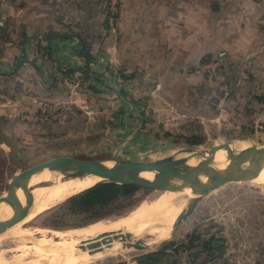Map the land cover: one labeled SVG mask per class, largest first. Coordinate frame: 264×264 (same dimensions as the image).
<instances>
[{
	"label": "rangeland",
	"instance_id": "obj_1",
	"mask_svg": "<svg viewBox=\"0 0 264 264\" xmlns=\"http://www.w3.org/2000/svg\"><path fill=\"white\" fill-rule=\"evenodd\" d=\"M119 9L117 3L116 15ZM155 47L148 46L151 48L149 56L155 55ZM119 49L122 52V43ZM160 54H157V59L161 57ZM151 61L153 63V59ZM210 61L219 62L221 70L202 72V62L199 72L188 77H178L177 72H165L167 67L161 68L164 72L153 74L152 80L156 84L149 86V89H153L152 99L148 100L143 110L147 117L146 128L151 133L159 134V138L152 136L131 144L133 154L126 155L122 135L109 128L110 144L118 149L115 153L84 148L77 153L78 157L111 159L119 151L117 154L120 156L115 158L155 162V159L171 158L179 153L188 154L187 150H204L224 143L238 142L244 147H263L264 72L252 71L253 67L248 68L245 61ZM57 79L54 88L40 84L37 72L32 75L21 72L15 78L0 79V102L9 104L0 109V118L19 119L16 127L8 131L16 140H13L14 150L7 154L14 156L5 163L0 162V198L6 195L12 179L21 171L60 155L53 151L52 141L44 135L48 133V128L45 130L41 124H62L77 109L82 110L83 115L95 117L98 114L99 120L105 113H115L120 106L118 103L121 99L108 91H85L82 81L74 82L62 79V76ZM156 86L158 89L154 92ZM81 94L83 97L80 98ZM35 116L41 120L26 118ZM217 116L220 120L214 125L213 118ZM191 123L199 124L201 133L197 128L188 127ZM58 131L55 129L53 132ZM165 133L173 137L195 133L202 136L204 142L191 146L183 139L179 144H174L175 138L168 140L164 138ZM18 149L21 150L17 152ZM164 191L140 189L130 200L87 214L71 213L65 206V200L40 214L29 225L56 232L59 231L56 229L64 231L100 220L119 218ZM194 237L198 240L194 241ZM163 241L158 247L143 251L121 248L123 252L98 264H135L139 258L149 254H165L156 264H264V188L246 182L230 183L212 191L202 199L194 213ZM211 241H220L221 245L217 249L204 250L205 244Z\"/></svg>",
	"mask_w": 264,
	"mask_h": 264
},
{
	"label": "crops",
	"instance_id": "obj_2",
	"mask_svg": "<svg viewBox=\"0 0 264 264\" xmlns=\"http://www.w3.org/2000/svg\"><path fill=\"white\" fill-rule=\"evenodd\" d=\"M116 2L120 9L113 18L105 0H0V79L37 72L40 84L49 88L61 76L57 72L62 66L70 62L83 65L78 53L81 44L94 53L92 71L104 76L109 84H116L121 70L137 76L128 88L131 95H138L121 99L115 113H105L97 120L98 114L83 115L76 108L62 124H41L45 130L48 128L44 135L52 141L53 151L60 154L57 156H78L84 148L115 153L118 149L110 144L109 128L122 135L126 155L133 154L131 144L152 136L159 138L146 128L143 109L152 99L153 89L149 86L156 84L153 74L164 72L163 67H167L165 72H177L183 78L199 72L202 62L218 59L245 61L252 71L264 72V0ZM148 46H156L154 56H149ZM159 53L161 59H157ZM96 87L94 92L108 91L99 84ZM8 105L0 102V109ZM213 119L217 125L220 117ZM55 129L59 131L53 132ZM91 135L101 136L100 140L80 141ZM0 148L5 153L12 151L6 144H0ZM118 152L114 158L120 156Z\"/></svg>",
	"mask_w": 264,
	"mask_h": 264
},
{
	"label": "bare ground",
	"instance_id": "obj_3",
	"mask_svg": "<svg viewBox=\"0 0 264 264\" xmlns=\"http://www.w3.org/2000/svg\"><path fill=\"white\" fill-rule=\"evenodd\" d=\"M232 148L241 151L250 147L236 142ZM175 156L184 158L191 155L179 153ZM228 158H231L229 152L219 151L214 156L216 166L225 167ZM168 159L159 158L155 159V162L166 163ZM197 161L198 159H194L190 164H196ZM144 176L152 178L149 173ZM100 180V177L88 175L63 181L58 174L48 171L35 176L31 182L33 188L30 195L27 198L19 195L24 210L12 224L0 230V264H98L123 252L121 248L124 244L144 241L146 248L158 247L160 242L172 234L173 224L189 200L196 197L188 190H166L152 199L143 201L119 218L117 216L115 219L101 220L82 228L56 232L30 227V222L40 214L78 195ZM250 182L264 188V170L257 179ZM43 183L45 185L40 186ZM11 213L8 206L0 205V220H5ZM105 233L110 234L108 237L113 239L112 242L102 243L103 239L99 236ZM121 233H130L135 240L130 243L121 238H114Z\"/></svg>",
	"mask_w": 264,
	"mask_h": 264
},
{
	"label": "water",
	"instance_id": "obj_4",
	"mask_svg": "<svg viewBox=\"0 0 264 264\" xmlns=\"http://www.w3.org/2000/svg\"><path fill=\"white\" fill-rule=\"evenodd\" d=\"M233 144L224 143L204 150H187L191 155L190 157L177 158V156H173L166 163L124 158L53 157L50 160L24 169L12 179L6 195L0 198V205L5 204L11 209L12 213L5 220H0V230L12 224L24 210L19 195L22 194L25 198L30 195L33 188L32 179L48 171L58 174L63 181L88 175H94L102 179L89 188L104 183H114L135 186L140 189L188 190L194 193L196 197L189 200L186 208L182 210L173 224V234L194 213L198 204L209 193L230 183L253 181L261 175L264 170V146H253L245 150L236 151L232 148ZM221 150L231 154V158L227 159L228 163L223 168L217 167L214 161V156ZM205 155L206 157L204 158L203 156ZM194 159H198L197 163L190 164ZM148 173L152 175V178L144 176ZM44 185V183L40 184V186ZM108 235L110 234L105 233L99 236V238L103 239V244L113 241ZM114 238H121L123 241H129L130 243L135 240L130 233H121L119 236H114ZM213 244L215 247H219L221 242L215 241ZM131 248L143 251L146 249V244L144 241H135V244H124L123 246V249Z\"/></svg>",
	"mask_w": 264,
	"mask_h": 264
},
{
	"label": "trees",
	"instance_id": "obj_5",
	"mask_svg": "<svg viewBox=\"0 0 264 264\" xmlns=\"http://www.w3.org/2000/svg\"><path fill=\"white\" fill-rule=\"evenodd\" d=\"M105 3L108 5L109 16L116 18L117 15H112L110 10L109 0H105ZM79 55L83 59L82 66H76L73 63H68L66 66H62L58 69L57 75H61L63 79H69L72 81H82L85 84V91H96V84L105 87L109 93L119 97L123 100H129L133 95L130 94L129 86L134 85L136 82V74H129L123 70L117 73L116 84H109L107 79L102 75H97L92 71V65L95 62L96 58L94 53L89 49L85 44L80 45ZM206 60L204 62H208ZM221 70V69H220ZM93 81V83H92ZM51 87H55L52 85ZM133 98V97H132ZM139 104V100H135ZM72 113H70L71 115ZM71 117V116H70ZM81 127H84V117L81 119ZM19 123V120H9L7 118H0V144H6L12 150L15 147V138H12L11 134L8 133L9 130H12ZM102 127V124H101ZM188 127L197 128L201 133V126L199 124L191 123ZM99 135H91L87 138H82L80 141L83 143H97L100 140ZM165 138L174 139V144H179L180 140H185L188 142V145L195 146L200 145L204 142L202 136L192 133L190 136H175L173 137L170 133H165ZM21 149H18L20 151ZM14 156L12 154H7L3 149H0V162L5 163L8 158ZM140 190L139 187L135 186H126L118 185L114 183H104L98 186L89 188L78 195L69 198L66 201L65 206L68 207L71 213L75 214H87L96 212L97 210L106 209L114 206L115 204L127 201L136 195ZM193 240H198L197 237H194ZM219 248V247H218ZM217 249L213 241L210 244H205L204 250ZM165 254H149L145 255L142 258L138 259L139 264H156L159 259L164 258Z\"/></svg>",
	"mask_w": 264,
	"mask_h": 264
},
{
	"label": "built area",
	"instance_id": "obj_6",
	"mask_svg": "<svg viewBox=\"0 0 264 264\" xmlns=\"http://www.w3.org/2000/svg\"><path fill=\"white\" fill-rule=\"evenodd\" d=\"M117 12V2L116 0H113L112 1V8H111V13L112 15H115ZM221 67V64L219 62H214V61H208V62H204L202 65H201V68L200 70L202 72H215V71H219ZM61 77V76H60ZM28 120H31V121H40L41 118L38 117V116H35L34 118H30V117H26ZM212 236H209V238H211Z\"/></svg>",
	"mask_w": 264,
	"mask_h": 264
}]
</instances>
